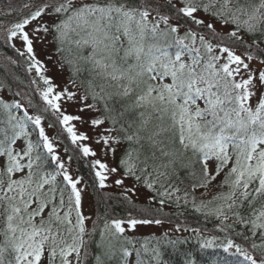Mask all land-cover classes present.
I'll list each match as a JSON object with an SVG mask.
<instances>
[{
	"label": "snow or ice",
	"instance_id": "snow-or-ice-1",
	"mask_svg": "<svg viewBox=\"0 0 264 264\" xmlns=\"http://www.w3.org/2000/svg\"><path fill=\"white\" fill-rule=\"evenodd\" d=\"M0 49V264H264V0H0Z\"/></svg>",
	"mask_w": 264,
	"mask_h": 264
},
{
	"label": "trees",
	"instance_id": "trees-1",
	"mask_svg": "<svg viewBox=\"0 0 264 264\" xmlns=\"http://www.w3.org/2000/svg\"><path fill=\"white\" fill-rule=\"evenodd\" d=\"M7 54H13L11 50ZM2 67H0V70ZM22 70L20 69L19 74L22 75ZM0 74H2V70L0 71ZM23 76V75H22ZM187 219L184 220L181 218V223H186L187 225L191 227H204L208 231L207 233H214L216 231L215 226L212 221H204L202 217H199L198 214H191L190 210H188L185 213ZM182 236H190L191 233H181ZM182 249L185 251H190L194 254L195 258L198 261V264H212V260L216 258V256L213 255V252L215 251L216 255L220 254V250H206L205 252H200L198 245L196 243V240L194 238L190 239L188 243L182 245ZM172 261V264H182L184 257L182 255H176L175 253H170L169 257Z\"/></svg>",
	"mask_w": 264,
	"mask_h": 264
},
{
	"label": "rangeland",
	"instance_id": "rangeland-1",
	"mask_svg": "<svg viewBox=\"0 0 264 264\" xmlns=\"http://www.w3.org/2000/svg\"><path fill=\"white\" fill-rule=\"evenodd\" d=\"M4 54V50L3 49H0V55H3ZM2 70V72H3V68L1 69ZM0 70V71H1ZM22 72H23V70H22ZM19 74V73H18ZM22 75H23V73H22ZM21 75V77L23 78V76ZM25 83H27V81H25ZM50 134H54V133H50ZM166 211H167V209H166ZM166 227H168L167 225H166ZM161 231V229H159V228H154V227H143V228H141L140 229V232L142 233V234H144V235H147V234H150V233H152V232H156V233H159ZM207 234H209V233H207Z\"/></svg>",
	"mask_w": 264,
	"mask_h": 264
}]
</instances>
